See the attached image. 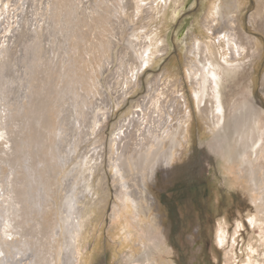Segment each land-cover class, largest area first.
I'll return each mask as SVG.
<instances>
[{
  "label": "rangeland",
  "instance_id": "obj_1",
  "mask_svg": "<svg viewBox=\"0 0 264 264\" xmlns=\"http://www.w3.org/2000/svg\"><path fill=\"white\" fill-rule=\"evenodd\" d=\"M29 45L39 53L43 46L45 64L60 58L70 63V56L75 64L67 72L69 63L54 74L48 66L42 70ZM1 51L0 91L10 106H26L13 112V124L8 118L9 143L0 141L2 184L27 190L16 199L23 202L30 193L28 210L32 202L40 206L35 213L44 188L46 205L56 213L66 203L67 214L60 216L77 223L71 240L79 250L77 264H146L144 252L151 264H264V136L245 160L251 146L244 150L235 142L246 132L251 144L256 132H264V0H0ZM33 94L41 96L27 98ZM240 97L251 107L237 112L244 119L239 131L231 115L233 107H243ZM60 107L61 118L49 114ZM55 126L59 141L48 137ZM30 129L38 150L29 146ZM168 152L175 160L167 177ZM197 154L205 160L199 173ZM57 157L67 166L60 178L48 171ZM146 171L152 182L142 180ZM122 181L142 192L143 209L131 202L123 209ZM49 212L36 218L46 221L41 231L24 222L35 252L28 259L30 252L24 254L21 264L40 263Z\"/></svg>",
  "mask_w": 264,
  "mask_h": 264
},
{
  "label": "bare ground",
  "instance_id": "obj_2",
  "mask_svg": "<svg viewBox=\"0 0 264 264\" xmlns=\"http://www.w3.org/2000/svg\"><path fill=\"white\" fill-rule=\"evenodd\" d=\"M36 22V21H35ZM62 32H63V30H61ZM38 35V34H37ZM34 36V35H33ZM79 40V39H78ZM28 47V46H27ZM42 47L43 46H40L39 47V50L41 49V52L39 53V51H38V49H35V46H30L29 45V50L30 49H32V50H35L36 52H37V54H35V58H36V60H37V62L39 63V64H42V70H45V68H47L48 69V67H50V69L49 70H53L51 73L52 74H54L57 70H56V68H58V67H60L62 64L63 65H65V64H67V63H69V61H65L64 60V58H60L59 60H57V61H54L53 62V65H51V64H45V62H46V59H43L42 57V54H43V52H44V50H42ZM0 53H2V51L0 52ZM38 53H39V55H38ZM60 53V52H59ZM68 59L70 60V63H69V65L67 66V67H63V69H64V72H67V71H69L70 70V68L71 67H73V65L75 64V61H72V59H71V56L70 57H68ZM52 60V59H51ZM62 62V63H61ZM32 66H33V70H32V72L33 73H36V71L34 70V68H36V66H37V64L36 63H32ZM48 66V67H47ZM58 66V67H57ZM20 69V68H19ZM25 72H28V73H31V71H25ZM0 73H1V71H0ZM50 73V72H49ZM50 73V74H51ZM46 74V73H45ZM213 74L217 77L218 75H220V72L219 71H217V73L216 72H213ZM218 74V75H217ZM47 75L49 76V74L47 73ZM3 76H6V74L5 75H3ZM66 78L68 77V74H66V76H65ZM11 78V77H10ZM63 79L62 81H66L67 79ZM7 79V78H6ZM80 79V78H79ZM77 80V82L76 83H80V85H79V89L80 90H84L85 89V86L84 87H82V84L84 83V81H83V83H82V81L81 80ZM93 79V77H91V80ZM11 80V79H10ZM13 80V79H12ZM8 82H9V80H8ZM7 82V83H8ZM15 82V81H14ZM28 85V84H27ZM95 85H96V83H95ZM47 86V85H46ZM78 87V86H77ZM33 88H35V87H33ZM84 88V89H83ZM95 88H97V87H95ZM97 92H98V90H97ZM3 91L1 90L0 91V102L2 103L3 102V104L2 105H0V108H1V112H0V141L1 142H3V141H5V144H8L9 143V139H8V135L11 133L10 131V121L9 120H11V124H13L12 122L14 121V114L15 113H13V112H21L22 110L23 111H26V106H25V104L24 103H22V105H20V106H18V102L17 103H15V104H13L12 105V103H11V106L9 105V103H10V101L11 100H9L8 98H6V97H4L3 96ZM43 95V94H42ZM35 96V98L36 97H38L39 96V94H33V96L31 97L30 95H28V97L27 98H32L33 99V97ZM41 96V95H40ZM39 96V97H40ZM101 98V97H100ZM240 99L242 100V108L240 107V106H238V105H236L235 107H233V109H232V124H233V127H235V129L236 130H241V127H242V124H243V122H244V119H243V117H240L238 114H237V112L240 110V109H244V111H246L247 112V110L251 107L250 105H249V103L247 104L246 102H245V100H247V102H249L250 100L248 99V98H243V97H240ZM34 100V99H33ZM101 101V100H100ZM33 101L31 102V104L29 103L28 104V108L29 107H31L32 106V108H33ZM98 107V106H97ZM23 108V109H22ZM50 113L49 114H51V116L52 117H55L56 116V118L57 119H59V118H61L62 116H63V114H62V110H61V107L59 108V109H55V108H53V109H51V110H48ZM241 111V110H240ZM251 112H253V111H251ZM13 113V114H12ZM46 113V112H45ZM78 113H81L80 112V110H78ZM47 116V115H46ZM91 116V115H90ZM100 116V115H99ZM102 116V115H101ZM104 116V115H103ZM4 117V118H3ZM41 117L43 118V119H45L46 117H45V114H43V113H41ZM89 117V116H88ZM250 117V120L252 119V120H254L251 116H249ZM8 118H10L9 120H8ZM205 118V117H204ZM217 118H219V117H217ZM86 119V118H85ZM101 119V118H100ZM55 120V119H54ZM231 122V121H230ZM57 124V123H56ZM89 125V124H88ZM87 125V126H88ZM227 126V129L229 130V128H230V126H231V124H227L226 125ZM84 127H85V125H84ZM50 128V127H49ZM64 128V127H63ZM59 129H60V127H59ZM253 129H255V128H253ZM65 130V129H64ZM63 130V131H64ZM84 130V129H83ZM82 130V131H83ZM230 130H231V128H230ZM29 131H31V137H30V145L29 146H35L36 148H37V150H38V148H40V144H38V142L36 141V139L34 138V136L32 135L33 134V131H34V129H30ZM62 131V130H61ZM225 131V130H224ZM47 132H49V136L48 137H50L49 139H53V136H56V139L55 140H57L58 138V136L57 135H55L56 134V126L52 129L51 128V130L49 129ZM66 131H64L63 132V134H61L62 135V137H63V139H65L66 137H65V135H64V133H65ZM221 132V131H220ZM226 132V131H225ZM263 131H260V132H256V136H255V138H256V140L255 139H252V142H251V144H249L248 143V140H249V135L245 132L243 135H241V137L237 140H235V142H236V144L237 145H239V147H242V148H244V150H246V148H247V146H251V149H249V150H247V151H245L244 153H245V157H244V160L246 159V155H250V157L252 156V153L255 151V144H256V142L258 141V137L260 136V137H263L264 136V132L262 133ZM55 133V134H54ZM87 133V132H86ZM174 134H175V131L173 132ZM178 133H179V131H178ZM81 134H82V138H84V132H81ZM172 134V133H171ZM174 134H172L173 136H174ZM182 135V134H181ZM184 135V134H183ZM217 135V134H216ZM252 135L254 136V133H252ZM87 136V135H86ZM173 136H172V138H173ZM178 136V135H177ZM225 136V135H224ZM227 136V135H226ZM243 136V137H242ZM90 137V136H89ZM221 137V136H220ZM245 137V140H246V142H244L243 141V138ZM86 138V137H85ZM84 138V139H85ZM168 138V137H167ZM217 138H218V136H217ZM227 138V137H226ZM225 138V139H226ZM170 139H171V137H170ZM177 139V138H176ZM228 139H229V141H232V139L233 138H231V135L229 134L228 135ZM227 139V140H228ZM172 140V139H171ZM170 140V141H171ZM183 140V139H182ZM222 140V139H221ZM47 141V140H46ZM57 141H59V140H57ZM81 141V140H80ZM83 141V140H82ZM179 141V140H178ZM44 142V141H43ZM56 142V141H55ZM85 142H86V140H85ZM167 142V139H166V141H165V143ZM171 142H173V141H171ZM180 142V141H179ZM234 142V141H233ZM47 143V142H46ZM57 143V142H56ZM55 143V144H56ZM60 143V142H59ZM82 143V142H81ZM83 143H84V141H83ZM82 143V144H83ZM176 143V142H175ZM244 143V144H243ZM52 144V143H51ZM55 144H52V148H49V151H51L52 152V156H53V154L55 155V154H57V152H56V149H55ZM63 144L64 143H61L60 144V147L61 148H63L64 146H63ZM167 144V143H166ZM181 144V143H180ZM179 144V145H180ZM79 145H81V144H79V142L78 143H75V146L77 147V146H79ZM156 145V144H155ZM169 145H170V143H169ZM178 144L176 145L178 148L180 147ZM214 145V144H213ZM212 145V146H213ZM47 146V145H46ZM71 146V145H70ZM164 146H165V144H164ZM175 146V147H176ZM182 146V145H181ZM80 147V146H79ZM78 147V148H79ZM101 147V146H100ZM174 147V146H173ZM209 147V146H208ZM236 147V146H235ZM234 147V148H235ZM30 148H32V147H30ZM43 148H44V146H43ZM102 148V147H101ZM101 148H100V150H101ZM166 148V147H165ZM206 148V147H205ZM205 148H203L202 149V151H203V153H205L208 149H206V151H205ZM216 148V147H215ZM263 148V147H262ZM157 149H158V147H157ZM164 149V148H163ZM82 150H83V148H82ZM165 150V149H164ZM148 151V150H147ZM150 151V150H149ZM158 151H160V150H158ZM167 151V150H166ZM165 151V152H166ZM201 151V152H202ZM218 150H216V152H217ZM164 152V153H165ZM86 153H87V151H86ZM125 153V152H124ZM218 153V152H217ZM255 153V152H254ZM100 154H102L101 152H100ZM99 154V155H100ZM167 154V153H166ZM200 154V153H199ZM207 154V153H206ZM93 155V154H92ZM156 155V154H155ZM160 155H162V154H160ZM168 155H169V152H168ZM171 155V156H170ZM169 156H167L166 157V164L168 165V166H170L169 167V169L167 170V177L169 176V173H170V168L172 167V163L174 162V160H175V158H173V157H175L174 155H172V154H170ZM208 155V154H207ZM124 156V155H123ZM93 158H94V156H92ZM159 157V156H158ZM58 158V157H57ZM56 158V160H54L55 158H53V162H52V165H50V168H49V170L48 171H50V175H51V177H56V178H60V176L62 175V171H64V167H67V166H64L62 163H61V159L59 160V158L57 159ZM95 159V158H94ZM94 159H93V161H94ZM97 159V158H96ZM96 159H95V161H96ZM128 159V158H127ZM146 159V158H145ZM147 159H148V157H147ZM63 160V159H62ZM71 160V159H70ZM74 160V159H73ZM72 160V161H73ZM100 160V159H99ZM135 160V159H134ZM67 160H64V162H66ZM160 161H161V159H160ZM164 161V162H165ZM69 162V161H68ZM83 160L80 162V167L81 166H83L82 164H83ZM100 162V161H99ZM98 161L96 162V163H99ZM163 162V161H162ZM131 164V163H130ZM204 164H205V160L200 156V155H198L197 154V166L195 167V171H196V173L198 172V171H200V169H202V167L204 166ZM95 165V164H94ZM132 165V164H131ZM131 165H130V167H131ZM167 165H166V168H167ZM78 166V165H77ZM76 166V167H77ZM79 167V168H80ZM93 167V166H92ZM95 167V166H94ZM19 168V167H18ZM87 168V167H86ZM155 168V167H154ZM76 169V168H75ZM156 169V175H155V179H156V183H158V179H159V177H161L160 175H159V168H155ZM77 171H79V170H77ZM119 171L120 170H117L116 171V174L117 175H119L120 173H119ZM148 171H146V172H144L143 173V176H142V180L146 183V182H148L149 181V179H150V181L152 182L153 181V179L154 178H152V177H150L149 178V174L147 173ZM152 172H154L153 170H152ZM166 172V170L164 171V173ZM119 173V174H118ZM199 173V172H198ZM16 173H15V171H11V174H10V176L12 177V175H15ZM116 174H114V177L116 178ZM77 175V174H76ZM80 175V174H79ZM92 176V175H91ZM120 176V175H119ZM119 176H117V177H119ZM137 176V175H136ZM3 175L1 174L0 175V196H2V198L0 197V220H1V223H0V264H21V262L22 261H24V260H26V259H28L31 255H32V253H31V251L34 253L35 251H34V248H33V244L31 245V243L29 242V238L27 237V235H26V233H28V230H27V226H25V223H31V226H30V229L31 228H34L35 230L39 227L40 229H41V227L43 226V224L46 222V221H38V220H36V218H39V219H43V214L45 215V214H47L48 213V211L50 210V214H52L53 216H52V220H50V221H52L51 223H50V226H49V233L47 234V236H46V238H44V243H39V245L40 244H42V245H40L41 246V248L43 247V249H42V252H40L41 253V255L39 256V258H38V255H36V254H34L36 257L35 258H38L39 260H40V263H38V264H41V263H43L44 262V264H59V263H61L62 262V264H77V263H79V262H77V259H78V257H79V250L75 247V249L72 247V243H71V240H72V236H73V233H74V231H75V227L77 226V225H75V224H77V223H75V224H73V223H66V221H65V218L63 219L61 216H60V214L62 213L63 214V212L64 213H66V210L69 208H67L66 207V203H65V200H64V203L65 204H63L65 207H62L61 209H60V212L59 213H56L55 212V210H53L52 208H51V206L50 205H46V202L47 201H49V198H50V196L46 193V191L48 190L47 188H44L45 190L43 191V193H44V195H43V198H44V200H43V203H42V207L40 208L41 210L40 211H38V212H36L35 213V211L36 210H33L34 208H37L38 209V207H40V206H38V207H36V203H34V202H32V207H33V205L35 206L34 208H32L31 210H28V207H29V202H31L30 201V199H29V197H30V193L28 194V197H26L25 196V201L27 202H25V201H23V202H25V205L24 206H22L23 205V202H19L18 201V199H16V194H22V191H24L23 192V194L25 195V193L27 192V190H21V192L20 191H18L17 189H14V185L12 184V183H8L7 185L6 184H4V185H6L7 187H4L3 186V184H2V179H3ZM11 177H8L7 179L9 180ZM158 177V178H157ZM139 178V177H138ZM149 178V179H148ZM152 178V179H151ZM43 180V177H41V181ZM69 180V179H68ZM70 180H72V179H70ZM81 180V177L79 178V177H77V179H76V181L78 182V181H80ZM116 181H117V179H115ZM119 180H123V179H119ZM138 180V179H137ZM160 180V179H159ZM39 179L37 178V179H35V183L37 184V189H39V190H41V187H40V185H39ZM66 181V180H65ZM83 181V180H82ZM86 181V180H85ZM149 181V182H150ZM10 182H12V181H10ZM43 182V181H42ZM101 180L99 179V181H97V186H100L101 185ZM148 182V183H149ZM93 183V182H92ZM78 184H80V183H78ZM77 184V185H78ZM118 184H119V182H118ZM121 184H124V186L127 188V189H129V187H130V184L127 182V181H122V183ZM44 185V184H43ZM67 185H68V183H67ZM72 185V184H71ZM85 185V184H84ZM96 185V184H95ZM120 185V184H119ZM119 185L117 186V187H115L116 188V191H117V189H120V188H118L119 187ZM80 187H78L79 189L81 188V186L82 185H79ZM121 186V185H120ZM123 186V187H124ZM157 186V185H156ZM43 187H45V185L43 186ZM150 187L151 188H154V186H153V184H151L150 183ZM95 188H96V186H95ZM100 188V190H101V187H99ZM156 188V187H155ZM58 189V188H57ZM67 189V188H66ZM98 189V188H97ZM96 189V190H97ZM103 189V188H102ZM127 189L126 190H124V191H122L121 193L118 191V193L120 194V200H122L121 202V206L123 207V209H125V208H127L128 207V202H131V203H134V205H135V207L136 208H139L140 209V207L143 209V206H144V204H143V196H142V192H137V191H135V190H131V188L129 189V192L127 191ZM134 189H136V188H134ZM138 189H140V188H138ZM142 189V188H141ZM17 190V191H16ZM43 190V189H42ZM41 190V191H42ZM68 190V189H67ZM84 190V189H83ZM95 190V191H96ZM99 190V191H100ZM137 190V189H136ZM50 191V190H49ZM102 191V190H101ZM142 191V190H141ZM143 191H145V192H147L148 190H147V188H143ZM56 192V191H55ZM28 193V192H27ZM69 194H71V196H69V199L72 197V196H74V195H76V192H74L73 191V193H69ZM40 195H42V192L40 193ZM77 195H79L78 193H77ZM40 197H42V196H40ZM63 197V194L61 193V195H60V198H62ZM145 197L147 198V196L145 195ZM38 198V197H37ZM58 198V197H57ZM63 198H65V196L63 197ZM145 198V199H146ZM36 199V198H35ZM41 199V198H40ZM68 198H67V201L69 200ZM119 199V198H118ZM148 199V198H147ZM150 199V198H149ZM55 200V199H54ZM78 200H80V196H76V197H74V199H73V201H78ZM29 201V202H28ZM51 201V200H50ZM59 201H61V200H59ZM70 201H71V199H70ZM70 201H68L69 203H70ZM67 202V205L69 204ZM118 202V201H117ZM28 204V205H27ZM53 204H55V206H58L57 205V202H53ZM60 204H61V202H60ZM71 204V203H70ZM68 205V206H70V208H71V205ZM119 204V203H118ZM141 204V205H140ZM78 205V204H77ZM156 204L155 203H152V206H155ZM28 206V207H27ZM62 206V205H61ZM60 206V207H61ZM59 207V208H60ZM145 208V207H144ZM81 209V208H80ZM59 210V209H58ZM156 210H158V211H160V209L159 208H157ZM81 211V210H80ZM123 210H121L118 206H115L114 207V212H120V215H122V212ZM162 211V210H161ZM163 212V211H162ZM77 213H78V211H77ZM159 213H161V212H159ZM67 214V213H66ZM49 215V214H48ZM72 215V214H71ZM77 215V214H76ZM159 215V214H158ZM157 215V216H158ZM61 218H60V217ZM63 216V215H62ZM67 216V215H66ZM74 216H75V214H74ZM78 216V215H77ZM76 216V217H77ZM160 216V215H159ZM162 216V215H161ZM160 216V217H161ZM45 217V216H44ZM65 217V216H64ZM159 217V218H160ZM26 218V219H25ZM67 218V217H66ZM68 219V218H67ZM69 220H71V219H69ZM162 221H163V219H162ZM25 222V223H24ZM69 222V221H68ZM160 223V222H159ZM58 224H61V226L59 227V228H61V229H59L58 227H57V225ZM75 225V226H73V225ZM164 224V223H163ZM159 225V224H158ZM64 226H67L70 230H68V231H66V232H63L62 230L64 229ZM152 227V226H151ZM170 227V226H169ZM153 229H154V227H153ZM167 229V228H166ZM78 230V229H77ZM168 230V229H167ZM25 231V232H24ZM37 231H41V230H38L37 229ZM65 231V230H64ZM155 231V230H154ZM63 232V233H62ZM149 232H150V230H149ZM40 233V232H39ZM38 233V234H39ZM152 233V232H151ZM151 233H149V234H151ZM75 235L77 234L76 232L74 233ZM84 234V233H83ZM75 235H74V237H75ZM140 236V235H139ZM151 236V235H150ZM144 237V236H143ZM156 237H158V236H156ZM160 237V236H159ZM150 238H152V237H150ZM161 238V237H160ZM143 239H145V238H143ZM65 240V242L63 243V241ZM141 240V239H140ZM146 240V239H145ZM163 240H164V238H163ZM153 241V240H152ZM151 241V242H152ZM160 241V240H159ZM39 242V241H38ZM73 243L75 242V241H72ZM147 243V242H146ZM152 243H154V242H152ZM156 243V242H155ZM37 244V243H36ZM75 244V243H74ZM149 244H151V243H149ZM139 245L140 246H142L143 247V249H145V247H146V245L143 243V242H140L139 243ZM155 245V244H154ZM28 246V247H27ZM32 246V247H31ZM39 246V247H40ZM65 246V247H64ZM149 246V245H148ZM157 246H158V244H157ZM160 246V245H159ZM31 247V248H30ZM35 248H36V246H35ZM38 248V247H37ZM36 248V249H37ZM150 248H151V246H150ZM153 248V247H152ZM156 248H158V247H156ZM23 249V250H22ZM40 249V248H39ZM38 249V250H39ZM37 250V251H38ZM153 250H154V248H153ZM152 250V251H153ZM159 250V249H158ZM27 252H30V253H28V254H26ZM154 252V251H153ZM157 252V251H156ZM36 253H38V252H36ZM46 254V260L43 258V254ZM24 254H26V256L27 257H25L26 259H24ZM39 254V253H38ZM144 258L146 259L145 261H146V264H151L152 263V260L149 258V254H147V253H145L144 252ZM153 254V253H152ZM33 255V256H34ZM87 255V254H86ZM61 256H62V259H61ZM75 257V258H74ZM33 260V259H32ZM31 260V261H32ZM32 264H34V263H32Z\"/></svg>",
  "mask_w": 264,
  "mask_h": 264
}]
</instances>
